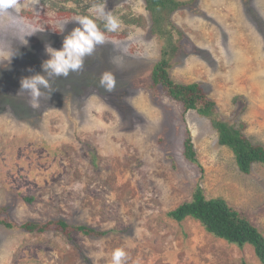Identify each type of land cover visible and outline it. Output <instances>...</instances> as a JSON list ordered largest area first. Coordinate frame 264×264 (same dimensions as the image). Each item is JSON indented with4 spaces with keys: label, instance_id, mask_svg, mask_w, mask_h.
I'll return each mask as SVG.
<instances>
[{
    "label": "rangeland",
    "instance_id": "1",
    "mask_svg": "<svg viewBox=\"0 0 264 264\" xmlns=\"http://www.w3.org/2000/svg\"><path fill=\"white\" fill-rule=\"evenodd\" d=\"M178 1L187 5L171 17L182 38L170 78L200 84L220 119L264 147V0ZM99 2L22 0L18 20L0 18V208L11 224L0 226V264H112L117 248L124 264H260L251 247L167 217L199 187L264 235V166L241 173L209 119L149 87L163 41L142 0H107L121 28L106 33L81 70L52 77L38 107L21 90L23 77L45 74V46L60 49L76 18ZM35 29L26 45L15 39ZM104 72L115 76L112 92L100 86ZM188 136L198 164L183 155ZM49 220L106 234L21 229Z\"/></svg>",
    "mask_w": 264,
    "mask_h": 264
},
{
    "label": "trees",
    "instance_id": "2",
    "mask_svg": "<svg viewBox=\"0 0 264 264\" xmlns=\"http://www.w3.org/2000/svg\"><path fill=\"white\" fill-rule=\"evenodd\" d=\"M142 1L150 21L151 32L163 41L160 59L150 74L149 87L152 90L158 88L168 100L179 103L184 113L194 111L201 117L209 119L217 133L218 144L232 152L241 173L249 174L254 164L264 166V147L252 144L240 130L220 119L216 104L208 98L200 84H180L169 76L171 61L181 53L182 38V32L173 25L171 17L187 3L178 0ZM183 148L185 159L192 164H198L189 136L185 139ZM4 214L5 210L0 208V226L11 228V224L2 219ZM167 217L175 222L192 219L198 222L206 233L217 239L238 248L249 246L259 263L264 264V235L244 213L229 206L222 198L206 199L203 191L196 187L190 200L168 212ZM21 229L26 233L55 232L65 237L72 231L88 237L106 234L85 225H72L63 220H49L44 224L25 223Z\"/></svg>",
    "mask_w": 264,
    "mask_h": 264
},
{
    "label": "clouds",
    "instance_id": "3",
    "mask_svg": "<svg viewBox=\"0 0 264 264\" xmlns=\"http://www.w3.org/2000/svg\"><path fill=\"white\" fill-rule=\"evenodd\" d=\"M107 0L93 4L89 9V15L78 16L75 27L63 39L60 49L51 45L45 46L48 59L41 67L46 74H34L23 77L20 80L21 90L27 91L32 98V107L39 106V99L43 95L42 89L50 88L52 77H67L70 72H77L84 66L85 57L91 56L97 45L107 42L106 33H113L121 28L122 21L110 11H106ZM39 0H33L32 7H35ZM23 7L22 0H0V18L18 20V13ZM103 23V29L98 24ZM64 29H61V33ZM40 29L24 32L15 39L20 44L26 45V37L35 34ZM100 86L106 91L112 92L116 87V79L112 72H104L100 77ZM127 254L123 248L113 250L112 264H124Z\"/></svg>",
    "mask_w": 264,
    "mask_h": 264
}]
</instances>
